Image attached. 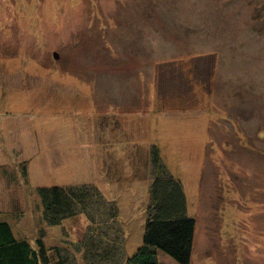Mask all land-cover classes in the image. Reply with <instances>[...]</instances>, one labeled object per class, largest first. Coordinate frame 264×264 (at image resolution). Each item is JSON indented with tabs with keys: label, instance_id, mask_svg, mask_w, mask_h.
Returning <instances> with one entry per match:
<instances>
[{
	"label": "rangeland",
	"instance_id": "374dc122",
	"mask_svg": "<svg viewBox=\"0 0 264 264\" xmlns=\"http://www.w3.org/2000/svg\"><path fill=\"white\" fill-rule=\"evenodd\" d=\"M152 152L194 222L188 264H264V0H0V221L52 262L120 264ZM52 187L92 190V219L45 224Z\"/></svg>",
	"mask_w": 264,
	"mask_h": 264
},
{
	"label": "trees",
	"instance_id": "16d2710c",
	"mask_svg": "<svg viewBox=\"0 0 264 264\" xmlns=\"http://www.w3.org/2000/svg\"><path fill=\"white\" fill-rule=\"evenodd\" d=\"M150 160L153 172L141 244L128 258L123 259L119 254L120 264H157L158 252L176 264H188L194 222L186 216L182 187L164 170L155 152H152ZM91 191L84 187L38 189L42 221L54 226L62 219L73 216L78 208L92 219L93 213L87 211L97 205L89 202L91 197L93 199ZM101 241L104 239L97 237L93 243L99 244ZM55 248L46 246L41 237L31 241L18 238L9 224L0 221V264H62L58 260L51 261L50 255ZM87 253L83 250L82 257L87 256ZM92 263L101 264L98 260Z\"/></svg>",
	"mask_w": 264,
	"mask_h": 264
},
{
	"label": "water",
	"instance_id": "95a60500",
	"mask_svg": "<svg viewBox=\"0 0 264 264\" xmlns=\"http://www.w3.org/2000/svg\"><path fill=\"white\" fill-rule=\"evenodd\" d=\"M53 59H57V55L55 53L52 54Z\"/></svg>",
	"mask_w": 264,
	"mask_h": 264
}]
</instances>
